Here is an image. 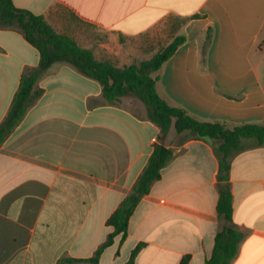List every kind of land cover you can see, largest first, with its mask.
<instances>
[{
    "label": "crops",
    "instance_id": "1",
    "mask_svg": "<svg viewBox=\"0 0 264 264\" xmlns=\"http://www.w3.org/2000/svg\"><path fill=\"white\" fill-rule=\"evenodd\" d=\"M12 2L119 68L150 59L168 33L164 47L183 36L152 74L160 98L199 121L264 125V0ZM77 25L102 40L83 44ZM38 63L18 30L0 28V123L21 75ZM35 89L42 95L0 146V264L93 257L155 144L173 157L129 218L127 236H117L99 264H126L137 247L134 264H205L223 227L217 142L173 128L161 138L138 98L109 103L97 81L68 63L52 64ZM229 186L243 233L230 264H264V146L232 157Z\"/></svg>",
    "mask_w": 264,
    "mask_h": 264
},
{
    "label": "trees",
    "instance_id": "2",
    "mask_svg": "<svg viewBox=\"0 0 264 264\" xmlns=\"http://www.w3.org/2000/svg\"><path fill=\"white\" fill-rule=\"evenodd\" d=\"M0 28L18 30L39 53L38 65L25 70L21 75L7 115L0 123V146L42 95V90L35 89V85L43 72L54 63H68L81 74L97 81L101 85L103 98L109 103L126 95L138 98L146 106L149 120L160 129L161 138L173 128L178 134L187 131L196 139L217 142L215 152L218 157V179L219 182L226 183L219 186L217 202V213L223 221V227L215 237L211 257L205 264H230L243 237L242 231L232 219L233 196L229 186L231 159L246 150L248 147H245V144L249 141H252L254 146H264V125L229 126L224 123L199 121L185 110L172 107L160 98L155 89L156 79L152 74L174 54L185 38L177 36L150 59L119 68L108 61L97 60L91 50L78 45L71 36L56 32L42 16L15 7L12 0H0ZM209 40L210 34H207L206 42ZM172 157L170 148L155 144L131 192L107 219L106 224L111 226L113 231L98 247L93 257L85 260L63 258L56 264H99L104 249L112 245L117 236H120L121 240L127 236L129 218L140 200L149 193L152 184L161 178V170ZM138 250L139 247L132 252L126 264H134ZM180 264H186V260H182Z\"/></svg>",
    "mask_w": 264,
    "mask_h": 264
},
{
    "label": "rangeland",
    "instance_id": "3",
    "mask_svg": "<svg viewBox=\"0 0 264 264\" xmlns=\"http://www.w3.org/2000/svg\"><path fill=\"white\" fill-rule=\"evenodd\" d=\"M76 28H78V30L81 32V33H85L87 35V40L86 42H84L83 44L87 45V46H90V43L91 44H97V43H94V41H97V42H100L102 40L100 34H98V32L92 28V27H87V26H80V25H77ZM65 34V33H63ZM68 35V34H67ZM72 37V36H71ZM173 37V34L172 33H168V35L166 36L165 39L162 40V42H160V44H158V48H160V50L164 47L165 43L168 42L171 38ZM73 38V37H72ZM92 38L93 42H90L89 40ZM74 39V38H73ZM75 40V39H74ZM76 41V40H75ZM77 42V41H76ZM78 45H80L82 47V45L80 43L77 42ZM254 143L252 141H249L245 144V147H250V146H253Z\"/></svg>",
    "mask_w": 264,
    "mask_h": 264
}]
</instances>
